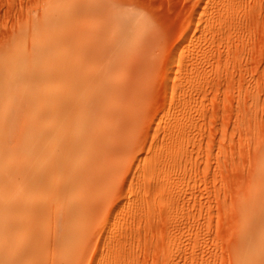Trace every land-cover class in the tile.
Listing matches in <instances>:
<instances>
[{
    "label": "rangeland",
    "instance_id": "obj_1",
    "mask_svg": "<svg viewBox=\"0 0 264 264\" xmlns=\"http://www.w3.org/2000/svg\"><path fill=\"white\" fill-rule=\"evenodd\" d=\"M12 211L4 264H264V0H0V218Z\"/></svg>",
    "mask_w": 264,
    "mask_h": 264
},
{
    "label": "bare ground",
    "instance_id": "obj_2",
    "mask_svg": "<svg viewBox=\"0 0 264 264\" xmlns=\"http://www.w3.org/2000/svg\"><path fill=\"white\" fill-rule=\"evenodd\" d=\"M125 15H126V14H125ZM103 18H104V17H103ZM98 34H101L103 37L105 36V35H103V33H98ZM98 34L96 35L97 37L99 36ZM93 35L95 36V34H93ZM102 36H101V37H102ZM111 36H112V35H111ZM101 37L99 36L98 39H100ZM103 37H102V39H103ZM112 37H113V36H112ZM97 42H98V41H97ZM118 45H119V44H118ZM140 46H141V45H140ZM105 47H106V46H105ZM106 48H107V47H106ZM108 48H109V47H108ZM111 48H112V47H111ZM115 48H116V47H115ZM119 49H120V48H119ZM107 50H108V49H107ZM112 50H113V48H112ZM116 50H117V49H116ZM136 50H137V49H136ZM105 51H106V49H105ZM109 51H110V48H109ZM114 51H115V50H114ZM111 52H112V51H111ZM118 52H121V50L118 51ZM97 53H100V52H97ZM97 53H96V54H97ZM108 54H109V53H108ZM111 54H115V53H111ZM142 54H143V53H142ZM78 55H79V54H78ZM101 55H103V54H101ZM118 55H119V54H118ZM118 55H117V57H118ZM94 56H95V54H94ZM112 56H114V55H112ZM121 56H122V55H121ZM109 57H110V56H108V58H109ZM115 57H116V56H115ZM117 57H116V58H117ZM99 58H100V57H99ZM101 58H102V57H101ZM116 58H114V57L111 58V59H112L111 62H113L114 59H116ZM118 58H119V57H118ZM109 59H110V58H109ZM109 59H108V60H109ZM106 60H107V58H106ZM106 60H105V61H106ZM120 60H121V59H120ZM120 60H117V61H120ZM96 61H97V60H96ZM115 61H116V60H115ZM97 62H98V61H97ZM106 62H107V61H106ZM106 62L104 63L105 65L108 64V63H106ZM121 63H122V62H121ZM104 64H103V65H104ZM110 64H112V63H110ZM118 65H119V64H118ZM118 65H117V66H118ZM186 65H187V64H186ZM124 66H125V65H124ZM101 67H102V66H101ZM118 67H119V66H118ZM141 67H142V66H141ZM78 68H79V67H78ZM106 68H107V67H106ZM115 68H116V67H115ZM115 68H114V69H115ZM101 69H102V68H101ZM125 69H126V68H125ZM125 69H124V70H125ZM80 70H82V69L80 68ZM104 71H105V67H104ZM107 71L111 72V70H107ZM107 71H105V75H104V76L102 75V77L107 78L108 81L110 80L109 82H111V79H109L110 77H108L109 75L107 74V73H108ZM80 72H81V71H80ZM102 72H103V71L100 70V73H102ZM112 72H113V71H112ZM94 73H96V72H94ZM94 73H93V75H94ZM110 74H111V73H110ZM140 74H141V73H140ZM80 75H83V73H80ZM87 75H88V74H87ZM91 75H92V74H91ZM96 75H97V73H96ZM107 75H108V76H107ZM94 76H95V75H94ZM94 76H90L91 78H90L89 76L87 77L88 80H89V82H90V80L93 81V79L95 80L96 78H98V77H96V76H95V78H94ZM97 76H98V75H97ZM102 77H99V78H102ZM83 78H85V77H83ZM87 78H86L85 80H87ZM89 78H90V79H89ZM92 78H93V79H92ZM107 79H106V80H107ZM78 80H79V79H78ZM83 80H84V79H83ZM95 81H97V80H95ZM99 81H100V82L102 81V82H101V85H102L103 88H101V90H99L100 87H101V86H100V87H98L97 91H98V92H99V91H100V92H101V91H106V89L103 90L104 87H106V86H103L104 84H106V83H103V82H104V79L102 78V80L100 79ZM112 81H113V78H112ZM118 81H119V80H118ZM134 81H135V80H134ZM143 81H144V80H143ZM81 82L84 83V81H80V83H81ZM85 82L87 83V81H85ZM100 82H99V83H100ZM119 82H120V81H119ZM80 83H79V84H80ZM96 83H98V81H97V82H94V84L92 83V85L95 86ZM102 83H103V84H102ZM123 83H124V82H123ZM149 83H150V82H149ZM126 84H127V83H126ZM144 84H145V82H144ZM75 85H76V84H75ZM77 85H78V84H77ZM77 85H76V86H77ZM81 85H82V84H81ZM81 85H80V86H81ZM85 85H86V84L84 83V86H85ZM90 85H91V84H90ZM123 85H124V84H123ZM123 85H122V87H123ZM129 85H130V84H129ZM131 85H132V84H131ZM76 86H75V87H76ZM82 86H83V85H82ZM82 86H81V87H82ZM119 86H121V85H119ZM142 86H143V85H142ZM149 86H150V85H148V87H149ZM77 87H79V86H77ZM90 87H91V86L87 87V88H88V91H89V89H93V88H90ZM133 87H134V86H133ZM82 88H83V87H82ZM120 88H121V87H120ZM120 88H119V90H120ZM126 88H127V87H126ZM130 88H131V87H130ZM83 89L85 90V92H87V91H86V90H87L86 88H83ZM139 89H140V88H139ZM76 90H77V89H76ZM78 90H79L78 92L81 94L80 89H78ZM81 90H82V89H81ZM84 90H83V91H84ZM122 90H124V89H122ZM128 90H129V89H128ZM70 91H71V89H70ZM74 91H75V90H74ZM97 91H96V93L98 94V99H99V97L101 96L102 93H106V92H102V93L99 94ZM107 91H110V90H107ZM111 91H112V90H111ZM120 91H121V90H120ZM120 91H118V92H120ZM126 92H127V91H126ZM82 93H83V92H82ZM91 93L94 94V91L91 92ZM91 93H89L90 95H89V94H88V95H89V96L93 95V94H91ZM96 93H95L94 95H96ZM110 93L112 94V92H110ZM115 93H117V92H115ZM122 93H123V91H122ZM122 93H121V94H122ZM119 94H120V93H119ZM83 95H84V98L87 97V96H85L86 94L83 93ZM114 95H115V94H114ZM105 96H106V95H105ZM105 96H103V98H101V99H104ZM115 96H116V95H115ZM95 97H97V96H95ZM95 97H94V98H95ZM101 97H102V96H101ZM106 97H107V96H106ZM106 97H105V98H106ZM91 98H92V97H91ZM91 98H87V99L90 100ZM111 98H112V97H111ZM73 99H74V98H73ZM87 99H86V101H85V100H84V101L87 102ZM98 99H97L96 102L99 103L100 99H99V100H98ZM108 99H109V98H108ZM108 99H106V101H107ZM78 100H79V98L77 97V99H76L77 104L80 103V100H79V102H78ZM115 100H116V99H115ZM70 101H71V100H70ZM102 101H103V100H101L100 105L103 103ZM113 101H114V100H113ZM72 102L74 103L73 100H72ZM72 102H71V103L68 102V103H69L68 105L73 106V103H72ZM96 102H94V103H96ZM83 103H84V102L81 101L80 104H83ZM112 103H113V102H112ZM80 104H79V105H80ZM92 104H93V103H92ZM109 104H111V103H109ZM68 105H67V106H68ZM79 105H78V106H79ZM89 105H91V104H89ZM94 105H95V104H94ZM100 105H99V106H100ZM61 106H62V108H63V104H62ZM76 106H77V105H76ZM78 106H77V108H75V109H76L75 112L78 111V109L80 108V107H78ZM80 106H81V105H80ZM82 106H83V108H85V106H87V105L83 104ZM92 106H93V105H91V107H92ZM110 106H111V105H110ZM95 107L97 108V104L94 106V108H95ZM73 108H74V106H73ZM83 108H82V110L85 111L86 108H85V109H83ZM89 108H90V106H89ZM89 108L87 107V109H89ZM94 108H93V109H94ZM96 108H95V110L100 109V107H99L98 109H96ZM80 109H81V108H80ZM80 109H79V110H80ZM101 109L103 110V109H104V106L101 107ZM101 109H100V110H101ZM61 110H62V109H61ZM71 110H72V107H71ZM71 110H70V111H71ZM100 110H99V111H100ZM115 110H116V109H115ZM70 111H68V113H70ZM83 111H82V112H83ZM88 111L90 112V110H88ZM88 111H85V112H87V114H86V116L88 117L87 120H89V119L91 118V117H90V114H88ZM71 112L74 113V109H73V111H71ZM78 112H79V111H78ZM82 112H80V114H82ZM92 112H93V111H91V113H92ZM94 112H97V111H94ZM104 112H105V111H104ZM99 113H100V114H103V112L101 113V111H100ZM108 113H109V112H108ZM160 113H161V112H160ZM65 114H66V113H65ZM77 114H78V113H77ZM95 114H96V113H95ZM69 115H70V114H69ZM71 115H73V114H71ZM92 115H93V114H92ZM92 115H91V116H92ZM98 115H99V114H98V112H97V114H96V117H97V118H98ZM93 116H94V115H93ZM93 116H92V117H93ZM84 117H85V116H84ZM89 117H90V118H89ZM85 118H86V117H85ZM94 118H95V116H94L92 119L94 120ZM97 118H96V119H97ZM92 119H90V122H92V121H91ZM66 121H67V120H66ZM95 121H96V120H95ZM87 122H88V121H87ZM72 124H73V123H72ZM96 124H97V121L95 122L94 125H96ZM90 125H92V124H91V123L89 124V122H88V125H86V127H87V126H90ZM83 126H84V125H83ZM105 126H106V125H105ZM82 128H83V127H82ZM82 128H81V129H82ZM94 128H97V129H98V126H97V127L95 126V127H93L92 129H94ZM97 129H94V130H93V131H95V132H94L95 135H96V134L99 135L98 133H96V131L99 132ZM83 130H85V126H84V129H83ZM90 131L93 132L92 130H90ZM81 132H83V131L81 130ZM100 132H101V131H100ZM46 133H47V132H46ZM75 133H76V132H75ZM94 133H93V134L91 133L92 135L89 133V134H90L89 136H90V137L93 136V138H94V137H95ZM72 134H73V133H72ZM72 134H71V135H72ZM51 135H52V134H51ZM63 135H64V134H63ZM71 135H70V137H71ZM73 135H74V134H73ZM84 135H86L85 132L83 133L82 136L85 137ZM97 135H96V136H97ZM45 136H46V135H45ZM45 136H44V137H45ZM48 136H49V135H48ZM75 136H76V134L74 135V138H75ZM77 136H78V134H77ZM89 136H86L87 138H86V137H85V138L88 139ZM104 136H105V135H104ZM62 138H63V137H62ZM72 138H73V137H71V139H72ZM74 138H73L72 140H71V139H70V140H71L72 142H76V143L73 144V145H74V147H75V146L77 147L76 144H77L78 142H77V141H74V140H76V139L78 140V138H75V139H74ZM93 138H91V139H93ZM97 138L100 139V137H98V136H97ZM45 139H46V138H45ZM81 139H83V138H82V137L79 138L78 141H80ZM99 139H98V142H100ZM68 140H69V137H68ZM84 140H85V139H84ZM103 140H104V139H103ZM71 141H70V142H71ZM94 141H95V140H94ZM65 142H66V141H65ZM67 142H68V141H67ZM67 142L65 143V145H63V148H65L66 150L74 151V150H75L74 147L71 148V147L67 144ZM95 142H96V141H95ZM98 142H97V144H95L94 146L92 145V143L94 144L93 141H92L90 144H88V145H92V148H93V149H92L91 146H90L89 149L94 150V148L96 147V145H98ZM55 143H56V145H57V142H55ZM58 143H59V142H58ZM79 143H82V142H79ZM103 143H104V142H103ZM48 144H49V143H48ZM66 144H67V145H66ZM71 144H72V143H71ZM100 144L102 145L101 142H100ZM100 144H99V145H100ZM106 144H107V143H106ZM51 145H53V144L51 143ZM51 145H50V147H48V148L46 147V150H49V149L51 148ZM54 145H55V144H54ZM101 145H100V146H101ZM43 146H45V145H43ZM71 146H72V145H71ZM100 146H98V147H100ZM104 146H105V144H104ZM101 148H103V146L100 147V149H101ZM52 149H53V151H55V150H54L55 148H51V150H52ZM73 149H74V150H73ZM81 149H83L82 152H85V150H87L85 147H84V148H81ZM95 149H96V148H95ZM44 150H45V148H44ZM79 150H80V149H79ZM79 150H78L77 152H78V154L80 155V151H81V150H80V151H79ZM101 150L103 151V149H101ZM53 151H52V152H53ZM48 152H49V151H48ZM48 152H47V153H48ZM52 152H51V153H52ZM55 152H56V151H55ZM82 152H81V154H83ZM92 152H93V151H92ZM86 153H87V152H86ZM75 154H76V153H75ZM93 154H94V153H93ZM99 154H101V152L98 153V155H99ZM105 154H106V152H105ZM105 154H104V155H105ZM51 155H52V154H51ZM87 155H88V154H86V156H87ZM86 156H85V157H86ZM91 157H93V156H91ZM96 157H97V156H96V153H95V155H94L93 158L95 159ZM98 157H100V155H99ZM98 157H97V158H98ZM82 159H83V161H82ZM82 159L80 160V161H82L81 164H85V161L88 160L87 157H86V159H84V158H82ZM89 159H90V158H89ZM91 159H92V158H91ZM94 159H92V160H94ZM72 160H73V159H72ZM75 160H77V159L75 158L74 161H75ZM84 160H85V161H84ZM44 161H45V160H44ZM76 162H78V161H76ZM76 162H75V163H76ZM83 162H84V163H83ZM88 162H89V161H88ZM75 163H74L75 166H73L74 168L77 166V163H76V164H75ZM96 163H97V162H96ZM96 163H95V164H96ZM81 164H80V166H81ZM85 165L87 166V163H86ZM85 165H82V166L84 167ZM89 165H91V163H89ZM78 166H79V164H78ZM78 166H77L76 168H78ZM80 166H79V168H80ZM28 167H29V166H28ZM41 167H42V166H41ZM73 167H71V170H72ZM83 167H82V168H83ZM97 167H98V166H97ZM76 168H75V169H76ZM75 169H74V170H75ZM80 169H81V168H80ZM76 170H78V169H76ZM92 170H93V169H92ZM22 172H25V170L22 171ZM44 172H45V171H44ZM73 172H74V171H73ZM73 172H72V173H73ZM89 173H90V172H89ZM23 175H24V174H22V176H23ZM26 175H27V174H26ZM26 175H25V176H26ZM40 175H41V174H40ZM102 175H103V174H102ZM36 176H37V178H36ZM69 176H70V174H69ZM71 176H72V175H71ZM28 177H30V176H28ZM28 177L24 178V181H25V179L27 180ZM32 177H33V176H32ZM34 177H35L36 180L39 178V180L36 181L34 178L32 179V181H31V183L33 184V185H31L32 188H33V186H34V188L36 187V186L34 185V182H35V181H36V182H39V181L41 182V181H42V180H40V176L38 177V173H37V175H35ZM42 177H43V176H42ZM74 177H75V176H74ZM101 177H102V176H101ZM16 179H17V178H16ZM20 179H22V177H21ZM41 179H42V178H41ZM43 179H44V178H43ZM76 179H77V178H76ZM28 180L30 181V179H28ZM45 180H47L46 182H48L49 179L47 178V179H45ZM69 180H70V179H69ZM80 180H81V179H80ZM29 181H28V182H29ZM8 182H9V181H8ZM20 184H21V183H20ZM27 184H28V183H27ZM29 184H30V183H29ZM69 184L71 185L72 183L69 182ZM10 185H11V184H10ZM37 185H38V184H37ZM41 185H44V182H43V184H42V182H41L39 186H41ZM28 186H30V185H28ZM39 186H37L36 188H39ZM45 186H46V185H45ZM71 186L73 187V184H72ZM71 186H70V187H71ZM26 188H27V185H26ZM44 188H45L44 190H46V187H44ZM10 189H11V187H10ZM18 189H19V188H18ZM29 189H31V187H29ZM70 189H71V188H70ZM79 189H80V187H79ZM14 190H15V189H14ZM34 190H35V189H34ZM42 190H43V189H42ZM24 191H25V190H24ZM36 191H37V190H36ZM71 191H72V189H71ZM71 191H69V192H71ZM17 192H18V191H17ZM19 192H20V191H19ZM28 193H29V191H28ZM30 193H32V192H30ZM41 193H42V192H41ZM17 194H18V193H17ZM26 194H27V193H26ZM7 195H8V194H7ZM20 195H21V194H19V196H20ZM41 195H42V194H41ZM81 195H82V194H81ZM14 197H15V196H14ZM26 197H27V196H26ZM31 197H32V196H30V198H31ZM39 197H40V196H39ZM20 198H21V197H20ZM20 198H19V199H16V202L13 203V204H12V202H11V203H8V206H9L10 204H12V207L14 206V209H15V210H14V214L17 213V214H19V216L22 215L21 212H20L21 210L23 211L22 206L26 207V203H23V201H21ZM40 198H41V197H40ZM14 199H15V198H14ZM17 200H18V201H17ZM19 200H20V201H19ZM29 200H30V199H29ZM32 201H33V197H32L31 200L28 201V202L30 203V202H32ZM40 202H41V200H40ZM42 202H43V200H42ZM77 202H78V201H77ZM44 203H45V202H44ZM68 204H69V203H68ZM3 205H4V204H3ZM41 205H42V204H41ZM4 206H5V205H4ZM31 206H32V205H31ZM68 206H69V205H68ZM36 207H37V206H36ZM9 208H10V206H9ZM21 208H22V209H21ZM40 208H41V207H40ZM51 208H52V207H51ZM19 209H20V210H19ZM35 209H37V208H35ZM17 210H18L19 212H17ZM24 210H25V208H24ZM39 210H40V209H39ZM41 210H42V209H41ZM25 211H26V210H25ZM28 212H29V211H28ZM7 213H8V212H7ZM10 213H11V217H10L8 214H6V215L4 214V215L0 218V234H1L0 239L2 240V238H3V240H4V239L7 238V240H8L9 242H10V239H11V238L13 239V237H14V235H13V233H12V232L15 231V228H14V227L19 226V225H17V224H14V225L11 224V219H10V218H13L15 215L13 214V211L10 212ZM12 214L14 215L13 217H12ZM17 214H16L15 218H13L14 220H12V223L15 222L16 219L19 217V216H17ZM24 214H25V213H24ZM24 214H23V215H24ZM38 214L40 215V213H38ZM87 214H88V213H87ZM25 215H26V214H25ZM7 216H9V218H8ZM16 217H17V218H16ZM40 217H41V216H40ZM29 218H30V216H29ZM32 218H33V217H32ZM8 219H9V220H8ZM25 219H26V217H25ZM7 220H8V222H10V223H8ZM20 220H22V219H20ZM20 220H19V221H20ZM23 220H24V218H23ZM26 220H29V219H26ZM31 220H32V219H31ZM31 220L28 221V223L30 222V223H29L30 226H29L28 228L30 229V228L32 227L31 229H35V228H38V229H39V227H35V225L33 224L34 222L31 221ZM6 222H7V223H6ZM31 222H32V223H31ZM16 223H19V222L16 221ZM29 224H28V225H29ZM15 225H16V226H15ZM23 225H24V224H23ZM28 225H27V226H28ZM33 225H34V226H33ZM37 226H38V225H37ZM22 227H23V226H22ZM34 227H35V228H34ZM40 227H41V226H40ZM23 228H24V227H23ZM28 228H27V229H28ZM13 229H14V230H13ZM19 229H20V228H19ZM38 229H37V230H38ZM7 230H9L8 232H11V233H9V237H8V236H5V237H6V238H5L3 234H5ZM11 230H13V231H11ZM3 231H4V233L2 234ZM17 231H18V228H17ZM25 231H26V230H25ZM35 231H36V230H34V232H35ZM18 233H19V232H18ZM18 233H17V234H18ZM20 233H21V232H20ZM31 233H33V232L30 231V234H31ZM36 233H37V231L35 232V234L33 233V235H36V237H37L38 234H36ZM10 234H11V235H10ZM17 234H16V235H17ZM21 234H22V233H21ZM30 234L28 233V237H29ZM39 234H40V233H39ZM10 236H13V237H10ZM25 236H26V235H25ZM39 236H40V235H39ZM26 237H27V236H26ZM32 237H33V236H32ZM20 238H21V239L18 238V242H19L20 240L23 241V239H24L25 237L22 238V236H20ZM37 238H39V237H37ZM37 238H35L36 241H37ZM27 239H28V238H27ZM29 239H30V237H29ZM1 240H0V241H1ZM3 240H2V242H0V245H1L3 242H5L4 245L7 246L8 243H6V242H8V241H7V240H6V241H3ZM30 240H32V238H31ZM30 240H29V241H30ZM33 240H34V238H33ZM27 241H28V240H27ZM27 241H26V242H27ZM29 241H28V242H29ZM20 242H21V241H20ZM20 242H19V243H20ZM26 242L23 243V244H25V245H24L25 247L28 246V244L26 245ZM28 242H27V243H28ZM30 242H31V241H30ZM30 242H29V243H30ZM32 242L35 243L34 241H32ZM19 243H17V240H16V242L13 243V246H15L14 249L16 248V246H17V249H18V245H17V244H19ZM33 243H32V245L29 244L30 248H28L29 246L27 247V248H28V249H27V252L29 251V249L31 250V247H34V249H35V246H33ZM9 244H10V243H9ZM9 244H8V245H9ZM11 244H12V243H11ZM15 244H16V245H15ZM4 245L1 247L2 250H1V248H0V250H1V252H2V253L0 252L1 255H2L3 252H4V251H3V250H4L3 247H5ZM22 246H23V245H22ZM10 247H12V245H11ZM10 247H9V249H7V251H8V250L10 251ZM25 247H24V248H25ZM24 248H23V249H19L20 251H18V250H17V251H18L19 253L21 252L20 254L22 255V251H24V250L26 249V248H25V249H24ZM11 250H13V247H12ZM21 250H22V251H21ZM32 250H33V248H32ZM7 251H5L4 253H6ZM15 252H16V251H15ZM18 252H16V253L18 254ZM27 252L25 251V254H26ZM11 253H12V252H11ZM11 253L9 254V256L11 255ZM13 253H14V252H13ZM28 253H29V252H28ZM20 254H19V255H20ZM29 254H30V256H31V254L34 255L33 253H29ZM15 255H16V254H15ZM15 255H14V257H16ZM19 255H18V258H19ZM22 256H23V255H22ZM22 256H21V257H22ZM26 256H28V255L26 254V255H24L23 257H26ZM3 257H5V256H1L0 258H1V259H4V260H5L6 258L13 259V257H6V258H3ZM21 257H20V260L18 259V263H17V264L21 263V261H22L21 259H23V261H25V260H24L25 258H21ZM28 257H29V256H28ZM31 257L34 258V256H31ZM16 258H17V257H16ZM29 258H30V257H29ZM33 258H32V259H33ZM34 259H36V258H34ZM15 261H16V260H15ZM19 261H20V262H19ZM0 262H2V261H0ZM9 262H10V261H9ZM9 262H7V263H9ZM11 262L14 263V261H11ZM11 262H10L9 264H11ZM22 263H23V262H22ZM2 264H4V261L2 262Z\"/></svg>",
    "mask_w": 264,
    "mask_h": 264
}]
</instances>
